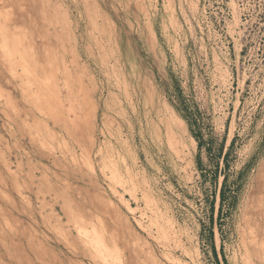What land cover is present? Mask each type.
<instances>
[{
  "label": "rangeland",
  "instance_id": "rangeland-1",
  "mask_svg": "<svg viewBox=\"0 0 264 264\" xmlns=\"http://www.w3.org/2000/svg\"><path fill=\"white\" fill-rule=\"evenodd\" d=\"M0 264H264V0H0Z\"/></svg>",
  "mask_w": 264,
  "mask_h": 264
},
{
  "label": "bare ground",
  "instance_id": "bare-ground-1",
  "mask_svg": "<svg viewBox=\"0 0 264 264\" xmlns=\"http://www.w3.org/2000/svg\"><path fill=\"white\" fill-rule=\"evenodd\" d=\"M250 222H253L252 219L250 220ZM250 224H251V223H250ZM246 236H247V234H246ZM254 242H255V241H254ZM261 247H262V246H261ZM254 249H255V248H254Z\"/></svg>",
  "mask_w": 264,
  "mask_h": 264
}]
</instances>
